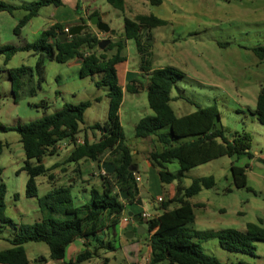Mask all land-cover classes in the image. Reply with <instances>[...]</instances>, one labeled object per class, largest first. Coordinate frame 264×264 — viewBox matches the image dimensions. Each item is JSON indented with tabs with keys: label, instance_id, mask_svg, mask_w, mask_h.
Segmentation results:
<instances>
[{
	"label": "rangeland",
	"instance_id": "obj_1",
	"mask_svg": "<svg viewBox=\"0 0 264 264\" xmlns=\"http://www.w3.org/2000/svg\"><path fill=\"white\" fill-rule=\"evenodd\" d=\"M29 1L33 3L38 0ZM62 1L65 6L59 8L56 21L73 27L76 23V8L72 4L79 2L81 7H87L85 24L90 25L88 32L100 40L117 41L123 35L125 18L136 19L139 15H153L166 21V25L150 31L144 28L142 35L151 36L152 45L149 50L153 67H170L182 75L177 80L178 89L175 88L171 94L173 98H177L171 102L175 114H190L196 110V105H216L220 115L216 121L217 128L223 129L228 137L249 134L250 152L254 155V159L249 161L245 156H223L185 174L186 186L195 178L213 176L215 179L214 188L203 190L190 199L191 204L195 206L194 212L198 220L189 228L199 231L214 228L242 230L246 227L244 223H256L257 214L253 207L264 209V126L252 113L256 109L258 95L264 89V59L256 57L252 49L264 46V0H159L160 3L157 4L153 0H125L124 10L113 8L107 0ZM54 9L52 5L43 8L39 16L21 30L20 37L14 35L13 31L8 32L7 28H2L5 29L1 34L2 43L18 45L23 39L28 43L36 41L43 30L49 27ZM24 13L20 12L18 15L22 17ZM94 13H98L101 20L110 26L114 35L100 32L96 26L91 25V19L94 17L91 16ZM86 50L87 53L103 51L100 48ZM115 52L109 50L107 55L110 57ZM123 55L128 64L123 63L118 67L121 80L124 78L125 69L140 70V55L134 40L127 41ZM37 61L38 55L33 51L16 54L7 64L4 63V56L0 55V141L7 144L0 156V168L3 170L0 181H3L8 189L5 199L6 215L15 223L32 224L41 214L38 199L26 196L28 178L26 173L21 171L26 157L20 135L14 130L61 110L66 103L89 102L91 107L84 116L86 126H82L79 136L83 141L89 131L94 133L88 127L105 123L109 112L107 90L95 85L101 79V74L82 78L80 66L72 65L75 60L67 64L46 60L44 79L41 81ZM21 66H28L33 70V86L36 93L30 94L27 86L15 102L8 70ZM135 74L140 76L142 73ZM144 92L137 95L126 92L120 116L126 143L132 150L134 162L138 165L139 174H135V178L141 176V185H144L141 210L155 218L161 213L162 204L158 202V198L162 197L165 202H169L171 187L161 183L158 174L152 172L147 163L150 153L161 151L162 145L156 138L143 140L135 137V126L140 119L152 115L147 92ZM44 101L47 104L43 103ZM3 127L9 131H3ZM256 154L260 155L259 158H255ZM60 157L61 154L48 155L44 158V165L50 168ZM233 163L238 166L248 163L251 167L247 175L248 186L253 191L234 187L230 169ZM69 166L73 165L65 162L58 169H53V180L44 176L37 178L38 198L75 181L71 189L72 196L75 205L81 206L87 202L85 195L90 196L85 190L89 192L92 188L102 189V180L100 175L94 172V165L87 166L82 162L80 166ZM168 169L176 172L178 164H170ZM121 199L126 200L122 196ZM173 206L176 207L177 204ZM204 216L212 220V223L201 224ZM126 231V227L122 233L116 228L118 237L112 239L116 248V262L111 258L107 264H130L127 260L129 255L122 249L128 244ZM8 233H4L7 238ZM134 235L143 239L148 237V232L140 234L137 230ZM91 243L88 249L94 250L96 241L92 240ZM9 247L7 241L0 240V251ZM204 248L206 253L217 258L221 255L217 252L220 247L216 240L206 242ZM26 253L31 264H38L35 261L40 256L46 259V264H54V260L49 257V248L44 243L27 244ZM233 256L235 255H230V258L235 262ZM69 257V251H66L68 263ZM103 262L99 256L80 264Z\"/></svg>",
	"mask_w": 264,
	"mask_h": 264
},
{
	"label": "trees",
	"instance_id": "obj_2",
	"mask_svg": "<svg viewBox=\"0 0 264 264\" xmlns=\"http://www.w3.org/2000/svg\"><path fill=\"white\" fill-rule=\"evenodd\" d=\"M107 2L118 10L125 8V0ZM153 2L160 3L159 0ZM51 5L62 6V1L38 0L20 8L0 1V13L13 14L18 9L26 12L14 30L15 35L19 37L21 30L38 16L41 9ZM96 15L99 16L98 13H94L91 18ZM82 23L85 24L86 21ZM166 24V21L153 15H139L136 19L125 18L123 35L117 41L111 40L100 53L95 51L87 53L86 48L95 50L103 42L88 30L62 42L59 35L65 31L64 26L60 24H55L44 31L32 43L23 42L20 45H5L0 48V55L4 56L5 64L18 53L35 52L38 55L37 71L41 81L44 79L46 60L67 64L81 59L80 77L101 74V79L95 85L97 88L103 87L107 90L109 100L107 121L88 127L100 135L95 142H89L85 137L78 143L82 126L85 125V113L91 107L89 102L66 103L61 110L14 130L20 135L26 157L21 168L28 178L26 196L38 199L41 216L32 224L15 223L10 219L6 215L5 204L8 189L6 184L0 181V239H4V233L9 232V238L6 240L11 245L9 249L0 251V264H30L26 253V245L29 243L46 244L50 259L63 262L67 248L78 239L85 241L86 249L77 256L75 262L71 261L68 264L89 262L99 257L100 251L114 249L100 236H106L111 230H115L124 212L134 203L140 204L139 188L135 179L138 165L134 162L132 150L126 143L119 115L124 91L120 84L118 66L127 61L123 51L128 40L135 41L142 74L126 85V92L138 94L146 91L148 105L152 111V115L140 119L135 126V137L143 140L156 138L163 149L151 152L149 162L158 170L161 183L176 184L175 197L169 199V202L163 200L159 216L145 221L142 215H133L140 219V223L145 222L146 230L150 234L152 258L149 264H223L214 255L206 253L204 244L210 240H216L219 247L228 254L257 257V245L264 244V219H259L257 223H248L242 230L198 231L189 228L196 219L195 206L191 204L190 199L203 190L214 188L215 179L213 176L195 178L186 186L185 174L223 156H245L249 161L254 159V155L250 152L249 134L228 137L223 129L217 128L216 121L220 115L216 105L205 107L196 105V110L190 114L181 117L175 114L171 106V102L175 100L171 94L177 88V80L182 75L170 67L155 69L149 50L152 45L151 36L142 35L144 28L150 31ZM109 50L116 52L109 57L107 55ZM252 51L260 60L264 59V46L253 48ZM8 74L15 102L27 86L30 94L36 93L33 86V70L30 67L9 69ZM43 103L47 104L46 101ZM252 115L264 126V89L258 95L256 109ZM2 130L9 131L4 127ZM63 142L74 146L67 163L89 161L94 164L100 161L111 162L115 166L113 174L103 175L101 170L98 172L102 180V189L100 191L92 189L90 200L81 206L75 205L71 186L55 188L42 198H38L37 178L44 176L53 180L51 171L58 167L56 165L46 167L44 158L56 155L58 146ZM6 146L7 144L0 141V156ZM173 163L178 164L176 172L168 169V165ZM262 163L264 164V161ZM230 169L236 189L253 191L248 186V163L244 166L233 163ZM2 171L0 168V175ZM122 191L128 193V198L124 201L121 199ZM172 204L177 206L170 210ZM92 240L96 241L94 250L88 249L90 246L88 244ZM45 261L43 256L36 259L39 264H44ZM108 261L105 259L103 264H107ZM237 264L252 263L240 260Z\"/></svg>",
	"mask_w": 264,
	"mask_h": 264
},
{
	"label": "crops",
	"instance_id": "obj_3",
	"mask_svg": "<svg viewBox=\"0 0 264 264\" xmlns=\"http://www.w3.org/2000/svg\"><path fill=\"white\" fill-rule=\"evenodd\" d=\"M0 1H3L5 3H9V4H13L17 7H22L26 4H29L31 3L29 0H18V1H12V0H0ZM62 1V0H61ZM72 5L75 6V11H76V23L74 26H78V25H83V21L86 20V17H87V7H85V5H83L82 7L80 6L79 2H74ZM53 6V5H52ZM65 6L64 2L62 1V6H59V7H56L54 6V13H53V19H51V21H49V27L47 29H44V31L48 30L50 27H52L53 25L55 24H60V25H63L62 23H59L58 21H56L57 17H56V13L59 11V8ZM51 6H48V7H44V8H49ZM42 10V9H41ZM20 12H25L24 10L22 9H18L16 10L13 14H9V13H0V48L2 46H5L6 44L5 43H2V32L5 30V29H2V28H7L8 32L9 31H13L14 33V30L16 29L18 23H19V20L25 15V13L22 15V17L20 15H18ZM41 12V11H40ZM39 12V14H40ZM38 14V16H39ZM37 16V17H38ZM36 18V17H35ZM34 19V18H33ZM32 22V20L30 21ZM29 22V23H30ZM28 23V24H29ZM27 24V25H28ZM26 25V26H27ZM25 26V27H26ZM64 26V30L65 29H70L72 28V26H68V25H63ZM73 26V27H74ZM42 32V33H43ZM21 34V32H20ZM15 35V33H14ZM18 37V36H17ZM20 37V36H19ZM37 40V39H36ZM6 42V41H5ZM12 43L14 41H11ZM23 42H26L24 39L22 41H20V44H22ZM18 44V45H20ZM15 45V44H14ZM70 63V62H69ZM126 64H128V60L125 62ZM80 66V65H79ZM119 67V66H118ZM135 73H141L140 70L138 71H134V70H129L128 68L125 69V75H124V78L123 80H121L120 78V84L121 86L123 87V91H124V98H123V103L125 101V94H126V85L128 83H130L131 81L133 80H136L138 77H139V74L138 76H136ZM129 81V82H128ZM141 92H144V91H141ZM145 93V92H144ZM134 95H137V94H134ZM177 98L174 97V100H176ZM122 109V107H121ZM121 109H120V112H119V115L121 113ZM184 116V115H183ZM181 117V116H179ZM120 119H121V116H120ZM122 123V122H121ZM86 126V125H85ZM80 136V135H79ZM85 137L88 139L89 142H95L99 139L100 135L97 133V132H90L89 131V134H85ZM80 140V139H79ZM58 154H61V157L59 158V160L57 162H55L53 166H58L56 167V169H58L60 167V165L64 164L65 162L67 163V160H68V157L69 155L71 154L73 148H71V146L69 144H67L66 142H63L61 143L59 146H58ZM260 155L256 154L255 158H259ZM84 162L85 165L87 166H90V165H94L92 162H89V161H80L79 163H67V164H70V165H73V166H80V163ZM148 163V167L149 169L154 172V173H157L158 174V170L156 168H154L150 162H147ZM73 166H69V168L73 167ZM251 167H249L250 169ZM263 168V167H262ZM248 169V170H249ZM60 171V170H59ZM78 171V169H77ZM136 174H139V170ZM100 177V176H99ZM248 177V175H247ZM101 178V177H100ZM140 179L141 181L139 183H137L138 185V188H139V195H138V198L140 199V204H136L134 203L131 207H129V209H127L126 212H124L122 218H121V221L119 223V225L116 227V228H119V231L120 233L123 232V229L128 225H132L133 226V232L137 231V230H142L141 228H143V233L142 234H145L147 232L146 230V224L145 222H143V224H140V222H135L134 218L133 217H130L129 216V213H133V215H142L144 212V210H141V206H142V191H143V186L144 185H141L142 183V178L140 176ZM75 181L72 182L71 187H73V184H74ZM174 185L176 184H170L169 186L171 187L170 190H169V199L175 197V193H176V188L174 187ZM189 186V185H188ZM92 189H95V188H92ZM96 190H99V189H96ZM91 191L90 190L89 192H87L85 190V193H89V197L85 195V198L87 200V202L90 200V197H91ZM100 191V190H99ZM17 199V198H16ZM175 206H173V204L169 207L170 210L174 209ZM254 209H256V220L258 222L259 219H264V209L263 207L262 208H257L256 206L253 207ZM147 214V213H146ZM161 214V213H160ZM159 214V215H160ZM260 214V215H259ZM126 215V216H125ZM149 215V214H148ZM158 215V216H159ZM244 215H246V212H244ZM151 216V215H149ZM157 217V216H156ZM205 217V216H204ZM128 218V219H127ZM152 218V216H151ZM39 220V218L37 219ZM196 222L197 223V220L198 218L196 217ZM256 222V223H257ZM201 224H211L212 223V220H208L206 217L201 219L200 221ZM250 223V222H249ZM253 223V222H251ZM245 224H248V223H244ZM243 225V226H244ZM116 228L115 230H111L106 236H100L101 239L105 240V242H108L111 244V246L114 248L113 250H102L99 252V256H100V259L102 260H105V259H109V261L111 260V258H114V254H115V250L116 248L114 247L113 243H112V239H117V233H116ZM243 229V228H242ZM211 230H219V229H211ZM221 230V229H220ZM199 231V230H198ZM127 233V231H126ZM4 239H0V240H5L7 241V237L3 236ZM9 238V237H8ZM149 238H150V234L148 233V237L146 238H143V239H138L135 237L134 235V239L132 240H128V244H126V246L122 249L127 253V255H129L128 257V261L130 264H149L150 261H151V248H150V244H149ZM8 242V241H7ZM9 243V242H8ZM10 244V243H9ZM92 243H89L88 245L91 246ZM11 247V245H10ZM9 247V248H10ZM7 248V249H9ZM85 241L84 240H76L73 244H71L66 251H69V254H70V259H69V262L71 261H74L76 260L77 256H79L81 253H83L85 251ZM6 250V249H5ZM219 251V253L221 255L218 256V259L221 261V263L223 264H237L240 260H243L245 262H248V263H252V264H264V244H258L257 245V257L255 258H249V257H245V256H239V255H235L233 256L234 259H235V262H233V260L230 258V255L231 254H228L226 253L225 251H223L221 248H219V250H217V252ZM103 252V253H102ZM102 254V256H101ZM30 261V260H29ZM36 262V261H35ZM54 264H67L68 262H66V257H65V260L63 262H59V261H53ZM52 262V263H53ZM113 262H116V259L114 258L113 259ZM47 263V262H46ZM45 263V264H46ZM104 263V262H103ZM31 264V262H30ZM39 264V263H38ZM75 264V263H74Z\"/></svg>",
	"mask_w": 264,
	"mask_h": 264
},
{
	"label": "water",
	"instance_id": "obj_4",
	"mask_svg": "<svg viewBox=\"0 0 264 264\" xmlns=\"http://www.w3.org/2000/svg\"><path fill=\"white\" fill-rule=\"evenodd\" d=\"M91 25L92 26H96L97 29L100 31V32H103L105 34H111V35H114V31H111V28L110 26L103 22L100 18V16H94L92 19H91ZM90 25L88 24H83V25H78V26H74L72 27L69 32H65L63 34H60L59 35V38L62 40V42H66L69 38L71 37H74V36H78V35H81L83 31L87 30L88 27ZM111 40H103L102 44L100 45V49L101 50H104L106 48V46L108 44H110ZM82 64V60L81 59H76L72 65H80L81 66ZM71 65V66H72ZM94 166H95V172L98 173L100 170L102 172H105V174H113L115 172V166L113 163L111 162H100V161H96L94 163ZM109 186V185H108ZM128 193L126 191H122L121 192V196L123 199H127L128 198ZM129 216L130 217H133L135 222H140V219L138 217H134L133 216V213H129ZM142 230H138V232L140 234L143 233V228H141ZM126 239L127 240H132L134 239V232H133V226L130 224L128 225L127 227V233H126Z\"/></svg>",
	"mask_w": 264,
	"mask_h": 264
},
{
	"label": "built area",
	"instance_id": "obj_5",
	"mask_svg": "<svg viewBox=\"0 0 264 264\" xmlns=\"http://www.w3.org/2000/svg\"><path fill=\"white\" fill-rule=\"evenodd\" d=\"M69 30H70V29H65L64 31H65V32H69ZM80 142H82V141L79 140L78 143H80ZM71 148L74 149V146L71 145ZM102 174L105 175V172H102ZM135 179H136L137 183H139V182L141 181V179H140L139 176H137ZM158 202H159V203H162V202H163V198H162V197H159V198H158ZM142 218H143L145 221H146V220L148 221V220L151 219V216H149V215L146 214V213H143V214H142Z\"/></svg>",
	"mask_w": 264,
	"mask_h": 264
}]
</instances>
